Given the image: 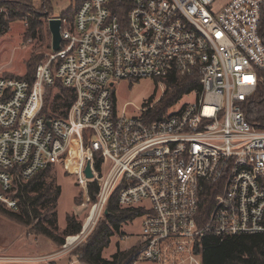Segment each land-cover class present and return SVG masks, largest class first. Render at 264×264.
<instances>
[{"label": "built area", "instance_id": "built-area-1", "mask_svg": "<svg viewBox=\"0 0 264 264\" xmlns=\"http://www.w3.org/2000/svg\"><path fill=\"white\" fill-rule=\"evenodd\" d=\"M218 1L81 0L74 20L62 19L60 50L48 53L32 81L0 75V203L18 209L16 182L76 144L81 187L99 184L90 205L97 219L87 229L83 222L65 248L86 237L117 188L121 208L145 211L140 245L124 264H203L206 235L264 232V126L248 119L264 86V0ZM173 74H196L200 83L177 111L151 120L150 107L137 115L116 108V81L163 83ZM58 84L74 100L64 116L46 118L47 89ZM208 190L212 209L199 224Z\"/></svg>", "mask_w": 264, "mask_h": 264}, {"label": "rangeland", "instance_id": "rangeland-1", "mask_svg": "<svg viewBox=\"0 0 264 264\" xmlns=\"http://www.w3.org/2000/svg\"><path fill=\"white\" fill-rule=\"evenodd\" d=\"M49 1L50 4H44L42 0H0V18L3 17L9 23L8 30L0 34V75L25 76L28 72L33 73L39 63L46 60L48 53L52 50L49 19L62 16V11L68 7H72L73 11L77 7V0ZM222 2L223 0H219L216 6H219ZM39 14L44 15L39 18L43 21L44 32L36 38L25 39L28 17L38 16ZM66 20L70 23L69 19L66 18ZM32 55H34L32 65L28 68V61ZM166 87L165 81L161 83L155 78L148 77L135 80H118L111 87V90L114 104L119 111H125L128 115H137L141 109H148V107L151 108V112H156L155 110L158 108L160 98ZM60 89L61 86L47 89V112L60 115L61 108L58 109L59 111L55 109L53 111L52 109V104L57 95L60 94ZM193 98L192 94L184 95L179 102L170 108L169 112L177 111L182 103L191 101ZM77 146L75 144L74 151L71 152V157L68 160H61L52 165L43 176L46 183L53 182V187L58 185L60 188L55 211L58 225L57 233L65 237V243L58 246L45 235L34 233L32 227L22 225L8 214V211H19L18 209L12 210L0 203V257L43 259V255L52 250L64 251L69 255H73L90 240L100 223H106L103 216L104 209L86 237L79 243L65 248L67 237L73 235L64 234L68 224L66 216H73L83 224L89 214V209H91L90 205L95 201L90 197L89 185L87 191L84 190L76 177L78 172L76 162L79 161L80 157ZM143 219L144 215H139L123 222L120 229L112 235L109 246L103 250V256L111 259L118 250H128L129 248L125 249L123 247L134 243L135 239L141 234ZM124 234H127L126 238ZM35 256L38 257L34 258ZM2 261H0V264H11Z\"/></svg>", "mask_w": 264, "mask_h": 264}, {"label": "trees", "instance_id": "trees-1", "mask_svg": "<svg viewBox=\"0 0 264 264\" xmlns=\"http://www.w3.org/2000/svg\"><path fill=\"white\" fill-rule=\"evenodd\" d=\"M42 1L44 4H50L49 0ZM80 2L81 0H77V7ZM77 7L74 9L75 11ZM75 11H73L72 7H68L62 11V16L60 17L62 19H69L71 23L74 20ZM42 16L44 15L39 14L38 16L28 17V27L24 35L25 39L36 38L40 33L44 32L43 21L39 20ZM9 20L11 19L9 18ZM8 27V21L1 17L0 34L7 31ZM261 35L264 39V9L261 22ZM33 56L28 61V68L32 65ZM35 71L33 73L28 72L23 77L32 81L35 77ZM165 82L167 87L160 98L158 108L155 110L156 112L150 113L151 120L165 117L170 108L179 102L185 94L200 86L196 74H173ZM58 86L61 85L58 84ZM48 90L45 95V106L42 111V114L46 118H50L52 114L54 115V112H47L46 97ZM74 97L75 95L72 91L61 86L60 94L57 95L56 100L52 104L53 111L54 109L59 111L58 109L61 108L62 111L59 114L64 116ZM59 100L60 102H58ZM249 105L248 119L254 124L264 126V86L260 88ZM72 151H74L73 147L63 155L62 160H68L71 157ZM96 158L95 167L97 170H100L102 158L99 154H96ZM49 167L28 181L16 182L15 192L12 196L18 198L19 211H8V214L22 225L32 227L34 233L43 234L58 246H62L65 243V237L57 233L58 225L55 211L60 188L58 185L53 187V182L46 183L43 178ZM98 188L99 184L97 181L89 182V194L93 201L96 199ZM118 196L119 188L112 193L103 212L106 223H100L90 240L79 249L80 252L78 251L73 254L79 261L89 264H124L133 253V250H118L111 259L103 257V250L109 246L112 235L120 229L121 224L136 216L143 215L145 212L139 207L121 208L118 203ZM213 196L214 193L209 190L202 196V203L197 214L199 224L206 221L212 209ZM49 212L51 213L49 214ZM66 219L68 224L64 234H78L82 229V223L70 215H67ZM200 252L203 264H264V232L233 235L224 238L208 234L203 239V248Z\"/></svg>", "mask_w": 264, "mask_h": 264}, {"label": "crops", "instance_id": "crops-1", "mask_svg": "<svg viewBox=\"0 0 264 264\" xmlns=\"http://www.w3.org/2000/svg\"><path fill=\"white\" fill-rule=\"evenodd\" d=\"M141 230H142V227H141ZM124 237L126 238L127 234H124ZM140 240H141V234L135 239L134 243H132L129 246L123 247V248L125 249L129 248L126 251H129V250L135 251L140 245ZM43 256L45 260L38 261L36 262V264H89V263H84V262L79 261L74 255H69L68 253H65L64 251L52 250V251L47 252ZM37 257L35 256L34 258H37Z\"/></svg>", "mask_w": 264, "mask_h": 264}, {"label": "water", "instance_id": "water-1", "mask_svg": "<svg viewBox=\"0 0 264 264\" xmlns=\"http://www.w3.org/2000/svg\"><path fill=\"white\" fill-rule=\"evenodd\" d=\"M48 25H49L50 33L52 35V43H51L52 50L59 51L61 48V41H62V35H61L62 18L60 17L50 18L48 21ZM85 175L87 178H93V171L89 162L85 167Z\"/></svg>", "mask_w": 264, "mask_h": 264}, {"label": "bare ground", "instance_id": "bare-ground-1", "mask_svg": "<svg viewBox=\"0 0 264 264\" xmlns=\"http://www.w3.org/2000/svg\"><path fill=\"white\" fill-rule=\"evenodd\" d=\"M96 219H97L96 213L94 211L92 212L91 209H90V212H89L88 216L84 220L86 229H87V227L88 228L91 227L94 224V222L96 221ZM73 242H74L73 238H68V244H71Z\"/></svg>", "mask_w": 264, "mask_h": 264}]
</instances>
